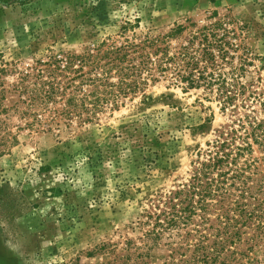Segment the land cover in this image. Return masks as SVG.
I'll return each instance as SVG.
<instances>
[{"label":"rangeland","instance_id":"374dc122","mask_svg":"<svg viewBox=\"0 0 264 264\" xmlns=\"http://www.w3.org/2000/svg\"><path fill=\"white\" fill-rule=\"evenodd\" d=\"M177 24L187 29L172 48L196 33L221 38L230 51L225 71L236 67L240 80L264 90V0H0V83L19 81L20 71L50 56H92L63 73L73 77L111 45L163 36ZM172 79L146 81L88 123L36 131L12 116L18 141L0 156V264L161 263L151 257L158 247L137 251L146 230L139 215L156 191L185 180L198 150L237 117L215 91Z\"/></svg>","mask_w":264,"mask_h":264},{"label":"trees","instance_id":"16d2710c","mask_svg":"<svg viewBox=\"0 0 264 264\" xmlns=\"http://www.w3.org/2000/svg\"><path fill=\"white\" fill-rule=\"evenodd\" d=\"M186 29L177 24L163 36L148 33L138 41L111 45L104 56L94 57L97 65L93 69L83 72L81 65L72 71L73 77L63 73L72 69L76 58L91 60L92 56H50L20 71L19 81L1 82L0 156L18 141L10 123L13 115L26 119L18 127L50 131L62 123L94 121L100 111L116 109L122 97L136 93L148 80L157 82L159 77L172 75L175 84L187 83L184 88L205 86L237 117L205 149L198 150L185 180L154 193L137 221L146 229L143 247L138 246L137 251L147 248L149 254L158 247L162 253L151 254L161 259L156 264H261L264 90L240 80L236 67L225 71L223 62L230 59V51L221 38L213 42L207 34L196 33L172 48L170 42ZM105 57L108 62L100 66ZM96 67L101 72H94ZM113 71L117 81L112 80ZM61 76L69 79L64 81ZM5 99L12 103H3ZM238 101L248 110L240 113ZM254 103L259 107L251 108ZM139 255L144 258V251Z\"/></svg>","mask_w":264,"mask_h":264}]
</instances>
